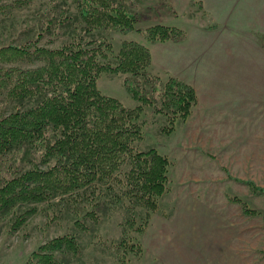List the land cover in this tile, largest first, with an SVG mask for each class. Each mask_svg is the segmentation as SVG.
<instances>
[{"label":"rangeland","instance_id":"374dc122","mask_svg":"<svg viewBox=\"0 0 264 264\" xmlns=\"http://www.w3.org/2000/svg\"><path fill=\"white\" fill-rule=\"evenodd\" d=\"M133 4L132 32L101 33L111 46L108 58L113 60L125 41L141 43L152 55V77L176 78L197 94L189 118L176 122L170 133L156 110L159 104L146 106L137 120L143 131L138 149L154 148L169 159L167 190L155 211L132 209L135 231L124 223L126 201L94 209L58 198L0 211V264H39L33 254L67 234L77 235L81 252L53 264H264V192L247 184L264 189V0ZM64 5L75 12L71 0ZM53 6L50 0H31L6 15L0 12V47L37 37ZM156 25L173 27L184 39L147 42L145 31ZM52 42L45 37L40 44H60ZM129 77L104 72L99 89L135 108L125 85ZM10 107L0 97V114ZM26 167L20 160L0 166V184L1 173ZM88 211L96 218L83 220ZM79 220L87 230L75 224ZM125 237L135 251L121 246Z\"/></svg>","mask_w":264,"mask_h":264},{"label":"trees","instance_id":"16d2710c","mask_svg":"<svg viewBox=\"0 0 264 264\" xmlns=\"http://www.w3.org/2000/svg\"><path fill=\"white\" fill-rule=\"evenodd\" d=\"M5 1L0 0L3 15L31 0ZM62 1L50 0L54 6L37 37L0 47V97L11 105L0 114V166L19 160L27 166L1 173L0 211L58 198L94 209L126 201L130 206L124 223L134 230L136 219L130 212L157 209L167 190L170 165L156 149H138L143 131L137 120L146 106L159 104L156 110L168 121L170 133L176 122L189 118L197 94L176 78L161 82L152 77V55L141 43L125 41L115 58H108L111 46L101 33L132 32L135 0H71L75 12L65 7L68 0ZM180 32L156 25L145 31V38L181 41ZM45 37L60 44L41 45ZM25 64L31 67H19ZM104 72L130 76L125 85L137 102L135 108L101 93L98 80ZM86 218L96 215L88 211ZM75 224L87 230L82 220ZM120 244L128 251L137 249L126 237ZM79 246L77 235L67 234L44 244L33 257L39 264H53L79 255Z\"/></svg>","mask_w":264,"mask_h":264}]
</instances>
